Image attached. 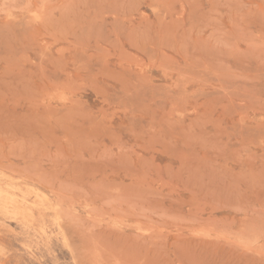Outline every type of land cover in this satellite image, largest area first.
Masks as SVG:
<instances>
[{"label":"rangeland","instance_id":"rangeland-1","mask_svg":"<svg viewBox=\"0 0 264 264\" xmlns=\"http://www.w3.org/2000/svg\"><path fill=\"white\" fill-rule=\"evenodd\" d=\"M0 264H264V0H0Z\"/></svg>","mask_w":264,"mask_h":264},{"label":"bare ground","instance_id":"bare-ground-1","mask_svg":"<svg viewBox=\"0 0 264 264\" xmlns=\"http://www.w3.org/2000/svg\"><path fill=\"white\" fill-rule=\"evenodd\" d=\"M45 206V205H44Z\"/></svg>","mask_w":264,"mask_h":264}]
</instances>
